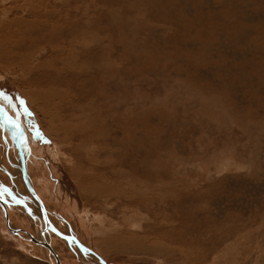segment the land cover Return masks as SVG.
Returning <instances> with one entry per match:
<instances>
[{
    "label": "rangeland",
    "instance_id": "obj_1",
    "mask_svg": "<svg viewBox=\"0 0 264 264\" xmlns=\"http://www.w3.org/2000/svg\"><path fill=\"white\" fill-rule=\"evenodd\" d=\"M0 97L60 264H264V0H0ZM14 124L0 264H50Z\"/></svg>",
    "mask_w": 264,
    "mask_h": 264
},
{
    "label": "bare ground",
    "instance_id": "obj_2",
    "mask_svg": "<svg viewBox=\"0 0 264 264\" xmlns=\"http://www.w3.org/2000/svg\"><path fill=\"white\" fill-rule=\"evenodd\" d=\"M25 1V0H24ZM29 5V4H28ZM36 7V6H35ZM38 7V6H37ZM11 9V8H10ZM17 43H19V42H17ZM15 44V43H14ZM17 51V50H16ZM14 52V51H13ZM3 100H5V98L4 99H2L1 97H0V102L1 103H3V104H6L7 105V107H8V105L9 106H11V107H13L14 108V105L13 104H11V102H8L7 100L6 101H3ZM10 107V108H11ZM0 108H2V109H5L8 113L7 114H9V116H12V117H10L12 120H13V122H18V120H17V112H15V111H10L9 110V107L8 108H6V107H1L0 106ZM13 110V109H12ZM15 110V109H14ZM16 116V117H15ZM12 122V124H14ZM3 124H5V127H3ZM2 125V126H1ZM15 125V127L16 128H18V130H19V134H18V132L16 131V133H17V136L20 138V142L19 143H17L16 145H15V141L13 142V144L12 145H14V146H10L9 144H7L6 145V147L4 148V150L6 149H8V151L9 152H11L12 150H9V149H11L10 147H13V148H15L16 149V151H17V154L19 153H21V154H24L26 157L28 156V155H30V154H32V152H33V156L34 157H36V159L33 157V156H30V157H32V158H34L35 160H37V161H35L34 160V164L35 165H33V173H32V176L30 175V173L29 172H27L26 170H25V168L24 167H22L21 166V164H18V166H19V168L17 167V170H19L20 169V173H21V177L24 179V181H25V183H26V185H27V187H28V189H29V191H30V194H31V196L33 197V199L36 201V202H38V205H39V208L37 207V209H38V213H39V215L37 216L35 213H33V211H30L29 209H27L28 210V212H30V213H32V214H34V216H35V218H36V220L38 221V226L40 225V227H39V230L41 231L40 232V236H37V239H39L40 241H37V239H32L31 238V240L33 241V242H35L37 245H40L42 248H43V251L47 254V256L48 257H45V260L48 262V263H50V264H55V262L57 263V264H60V262H59V260H57V256L55 257L54 255H53V250H52V248H51V246H50V243H51V239L49 238V237H52V236H50L51 234H49L50 233V231H52V232H54L56 235H58V236H60L61 238H64V239H66V240H70V236H67V235H64V233L63 234H59L60 233V230H57L53 225H49V221H48V217H47V215L45 214V210H46V208H45V206H44V204H43V202H42V200L41 199H39L40 197L38 196V194L39 195H41L42 196V198H46V196L48 195V194H50L49 192V189H50V184H49V182L47 181L46 182V176H47V174L45 173V169L42 167V164H43V162L42 161H40V159H38L37 157H38V155H40V154H42V148H39L38 147V145L36 146L35 145V142H29V140L27 141V139H23V129H21V127H18L16 124H14ZM0 129H2L3 131H4V135L5 136H9V134H7L6 132L8 131V133H10V128H9V124H8V121L6 120V119H3V118H1L0 117ZM25 130V129H24ZM2 132V131H1ZM6 133V134H5ZM13 133V132H12ZM11 134V133H10ZM14 134V133H13ZM15 135V134H14ZM22 135V136H21ZM2 136V135H1ZM0 136V137H1ZM3 140H5L6 138H4V137H1ZM15 140H18V138L17 139H15ZM0 142H2V141H0ZM5 142L7 143L8 141H6L5 140ZM27 142V143H26ZM3 143V142H2ZM12 143V142H11ZM10 143V144H11ZM35 146H34V145ZM9 145V146H8ZM50 146V145H49ZM44 148V147H43ZM25 150V152H23ZM15 151V150H14ZM43 151H46L49 155H51L52 156V158H56V151H57V149L56 148H53V147H51V148H48L47 147V149L46 148H44L43 149ZM13 154V153H12ZM12 156V155H11ZM41 156V155H40ZM67 156V155H66ZM20 158V157H19ZM8 160H9V158H8ZM20 160V159H19ZM25 160V159H24ZM3 161V160H2ZM29 161V160H28ZM27 161V162H28ZM31 161V160H30ZM19 162V161H18ZM5 163V162H4ZM26 163V162H25ZM30 163V162H29ZM27 164V163H26ZM31 165V164H30ZM10 166V165H9ZM2 166H0V168H1ZM13 167V166H12ZM27 167V166H26ZM31 167V166H30ZM29 167V168H30ZM46 168V167H45ZM1 169H3L7 174H10L9 173V171L7 170V168H6V166H5V169L4 168H1ZM16 170V171H17ZM47 171V170H46ZM33 175H34V180H33ZM87 179V178H86ZM1 181V184L0 185H3V180H2V178L0 179ZM37 186V188H36V186ZM52 194V193H51ZM3 195V194H2ZM1 195V191H0V205L2 206V208H3V210H4V213H5V215H7L6 214V209H5V197H3ZM51 197V196H50ZM15 200H16V202H15ZM14 202L16 203V204H21L20 202H18V200L17 199H14ZM36 204V203H35ZM34 204V205H35ZM74 205V204H73ZM66 206H67V204H66ZM65 206V207H66ZM69 207V206H68ZM67 207V208H68ZM72 207V210L75 208V206H71ZM69 209H70V207H69ZM36 210V209H35ZM67 210L65 209V212H66ZM68 213V212H67ZM71 213V212H70ZM69 214V213H68ZM71 216V215H70ZM38 218H39V220H38ZM78 218H79V221L81 220L82 221V218H83V215L82 216H78ZM77 218V219H78ZM7 221V220H6ZM8 222V221H7ZM83 223V222H82ZM41 228V229H40ZM9 229L14 233V234H17L18 232L17 231H15V230H13L11 227H9ZM54 229H56V231H58V233L54 230ZM30 238V237H29ZM74 239V238H73ZM44 241H48V243H49V246H50V249H49V247L48 246H46L45 245V243H43ZM52 241H54V240H52ZM78 242V241H77ZM54 243V242H53ZM53 243H51V244H53ZM62 243V242H61ZM55 253V252H54ZM56 255V254H55ZM96 262V261H95ZM96 263H99V264H105L103 261H101V260H98ZM62 264V263H61Z\"/></svg>",
    "mask_w": 264,
    "mask_h": 264
},
{
    "label": "flooded vegetation",
    "instance_id": "obj_3",
    "mask_svg": "<svg viewBox=\"0 0 264 264\" xmlns=\"http://www.w3.org/2000/svg\"><path fill=\"white\" fill-rule=\"evenodd\" d=\"M2 109V108H1ZM2 111V113L4 114V116L6 117V118H8L7 119V121H8V124H9V128H10V131L12 130L11 129V125H12V123L11 122H13V120L10 118L9 119V114H7L8 112L5 110V109H2L1 110ZM12 120V121H11ZM27 120H31V119H26V118H22V121H23V124H25L26 123V125L28 124V121ZM30 123V122H29ZM16 130H17V132H18V134H19V130H18V128H16ZM33 130H34V132H36V128L35 127H33L32 128V132H33ZM16 136H17V133H16ZM17 138H18V140H16L15 141V145L17 144V143H19L21 140H20V138L17 136ZM16 138V139H17ZM17 142V143H16Z\"/></svg>",
    "mask_w": 264,
    "mask_h": 264
},
{
    "label": "water",
    "instance_id": "obj_4",
    "mask_svg": "<svg viewBox=\"0 0 264 264\" xmlns=\"http://www.w3.org/2000/svg\"><path fill=\"white\" fill-rule=\"evenodd\" d=\"M5 217H6V220L8 221V217H7V215H5ZM55 231H56V229H54ZM57 233H58V231H56ZM59 234H62V233H59ZM37 241H40L39 239H37ZM43 242V241H42ZM43 243H45V245L46 246H48L49 247V249H50V246H49V243H48V241H44ZM53 255L56 257V255H55V253L53 252ZM102 260V259H101ZM55 264H57L56 262H55Z\"/></svg>",
    "mask_w": 264,
    "mask_h": 264
},
{
    "label": "crops",
    "instance_id": "obj_5",
    "mask_svg": "<svg viewBox=\"0 0 264 264\" xmlns=\"http://www.w3.org/2000/svg\"><path fill=\"white\" fill-rule=\"evenodd\" d=\"M6 120H7V118H6ZM6 133H7V134H9V136H8V137H10V136H11V134H10V133H11V131H10V133H8V131H7ZM6 133H5V134H6ZM6 137H7V136H6ZM11 137H12V136H11ZM15 137H16V136H15ZM5 140H6V141H9L10 139L6 138ZM11 142H12V141H11ZM11 142H10V143H11ZM13 142H14V141H13ZM13 142H12V143H13ZM10 143H9V145H11V144H12V143H11V144H10ZM6 145H7V144H6ZM9 145H8V146H9Z\"/></svg>",
    "mask_w": 264,
    "mask_h": 264
}]
</instances>
